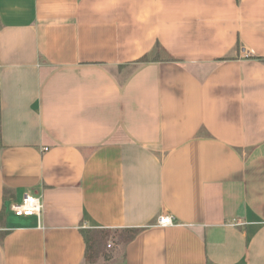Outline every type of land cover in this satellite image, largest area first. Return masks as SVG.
Masks as SVG:
<instances>
[{
  "label": "crops",
  "instance_id": "obj_1",
  "mask_svg": "<svg viewBox=\"0 0 264 264\" xmlns=\"http://www.w3.org/2000/svg\"><path fill=\"white\" fill-rule=\"evenodd\" d=\"M0 211V264H264V0H0Z\"/></svg>",
  "mask_w": 264,
  "mask_h": 264
},
{
  "label": "trees",
  "instance_id": "obj_2",
  "mask_svg": "<svg viewBox=\"0 0 264 264\" xmlns=\"http://www.w3.org/2000/svg\"><path fill=\"white\" fill-rule=\"evenodd\" d=\"M155 59V57L153 58ZM139 60L146 61V57H141ZM11 190L7 187L3 188L2 197L4 201L10 197ZM3 212L0 211V223ZM139 228L126 229H103V228H85L82 227L79 232L84 240V260L82 264H97L100 259H108L107 253L109 242L112 244H120L124 246L128 241L132 240L139 232ZM112 233V234H111ZM5 231H0V240L5 235ZM209 264V263H208Z\"/></svg>",
  "mask_w": 264,
  "mask_h": 264
},
{
  "label": "built area",
  "instance_id": "obj_3",
  "mask_svg": "<svg viewBox=\"0 0 264 264\" xmlns=\"http://www.w3.org/2000/svg\"><path fill=\"white\" fill-rule=\"evenodd\" d=\"M42 208V199L41 196L29 195L25 194L22 196V200L20 202L11 203L9 205V209L14 212L16 215H32V216H40ZM171 216L162 215L158 218L157 222H159L162 226L171 225L174 221H172ZM110 247V244H108Z\"/></svg>",
  "mask_w": 264,
  "mask_h": 264
},
{
  "label": "rangeland",
  "instance_id": "obj_4",
  "mask_svg": "<svg viewBox=\"0 0 264 264\" xmlns=\"http://www.w3.org/2000/svg\"><path fill=\"white\" fill-rule=\"evenodd\" d=\"M112 234V233H111ZM109 244H111L110 242H109Z\"/></svg>",
  "mask_w": 264,
  "mask_h": 264
}]
</instances>
